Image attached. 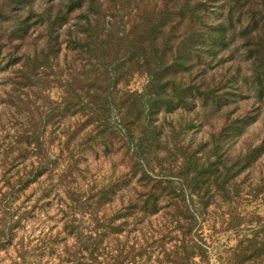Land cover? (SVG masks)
<instances>
[{
  "label": "rangeland",
  "instance_id": "374dc122",
  "mask_svg": "<svg viewBox=\"0 0 264 264\" xmlns=\"http://www.w3.org/2000/svg\"><path fill=\"white\" fill-rule=\"evenodd\" d=\"M264 264V0H0V264Z\"/></svg>",
  "mask_w": 264,
  "mask_h": 264
},
{
  "label": "trees",
  "instance_id": "16d2710c",
  "mask_svg": "<svg viewBox=\"0 0 264 264\" xmlns=\"http://www.w3.org/2000/svg\"><path fill=\"white\" fill-rule=\"evenodd\" d=\"M80 263H81V262H79V261H78V262H76V263H73V264H80ZM84 264H88V263L86 262V263H84Z\"/></svg>",
  "mask_w": 264,
  "mask_h": 264
}]
</instances>
